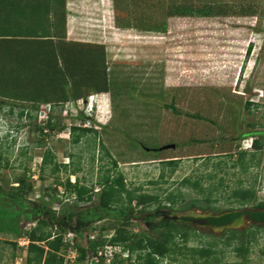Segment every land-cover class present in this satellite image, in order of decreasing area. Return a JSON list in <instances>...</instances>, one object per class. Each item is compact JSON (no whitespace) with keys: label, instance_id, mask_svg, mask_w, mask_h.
Segmentation results:
<instances>
[{"label":"rangeland","instance_id":"1","mask_svg":"<svg viewBox=\"0 0 264 264\" xmlns=\"http://www.w3.org/2000/svg\"><path fill=\"white\" fill-rule=\"evenodd\" d=\"M4 1L13 22L33 25V7L26 18L19 0ZM65 9L66 39L104 48L109 91L57 106L0 97V204L10 210L0 215V264H25L26 233L36 220L48 222L35 213L39 205L61 217L97 202L93 196L76 207L67 180L97 194L98 181L119 175L136 195H157L167 204L172 193L176 203L171 210L146 206L157 212L151 227L139 219L101 221L82 231L86 241L64 232V264H81L77 248L85 242L109 240L121 228L155 235L165 221L195 229L189 247L215 239L217 264H264V223L250 220L253 202L240 206L232 196L252 188L256 201H264V0H65ZM49 117L53 129L46 127ZM73 126L93 131L73 144ZM256 138L261 149L253 146ZM48 152L54 159L43 167ZM24 177L32 191L21 198L14 188ZM184 179L200 187L182 185ZM132 207L141 215L135 201ZM232 211L242 215L228 228L259 229L246 261L233 251L236 243L223 245V229L206 221ZM97 248L101 264L129 255L119 247L110 250L113 256L107 246ZM174 258L172 264H203Z\"/></svg>","mask_w":264,"mask_h":264},{"label":"trees","instance_id":"2","mask_svg":"<svg viewBox=\"0 0 264 264\" xmlns=\"http://www.w3.org/2000/svg\"><path fill=\"white\" fill-rule=\"evenodd\" d=\"M17 3L24 9L22 10L23 15L27 9L33 7L32 19L34 22L32 26L30 25L31 27L27 26L26 21L23 20L15 19L13 22L14 18L10 19L8 11H4L10 7L9 3L0 0L1 98L31 103L34 106H57L65 103H78L90 94L109 91L104 48L97 44L66 40L65 0H19ZM178 13L184 14L185 11L181 10ZM25 17L28 18V15L26 14ZM247 105L250 106V104ZM171 108L174 110L172 106ZM55 125L49 117L46 123L47 129H53ZM92 131L91 128L73 126L72 143H78L83 135ZM252 134L261 135V133ZM253 146L255 149H261L258 138L254 140ZM244 154L245 152L240 153L239 161H242ZM53 159L54 156L48 152L43 158V167ZM54 166L53 171H57L58 167L56 164ZM18 181L19 186L14 188V191L20 194L19 197H26L32 191L30 179L24 177ZM98 184L100 185V191L97 194L98 205L104 207L119 205L131 214L136 212L132 207L133 201L136 202L137 207H141L140 213H157L156 211L148 212L146 206L157 203L158 209L171 210L177 199V196L170 193L165 199L167 204H161L157 195H136L134 191L125 189L124 179L121 175L114 179L108 176L103 181H98ZM187 184H191L190 180L184 179L182 185ZM191 185L194 188L200 187L199 182H194ZM64 188L70 195H74L76 203L92 200L91 188L80 185L78 182L70 183L67 180ZM232 196L240 206L253 202V209L248 211L250 220L255 223H264V201H256L252 188H238L233 191ZM0 206V215L10 211L5 206L1 204ZM190 206L197 205L191 203ZM200 209L204 210L205 207L200 206ZM35 213L37 214L36 211ZM66 213L69 218L74 215L72 212ZM241 215L242 212L234 211L220 213L216 217H208L206 221L214 228H222V236L225 238L223 245L229 247L236 243L233 251L246 261L250 244L259 229L255 225L241 231L228 228ZM189 220V217L181 218L182 222ZM46 227L51 228L47 221L36 220L35 226L26 233L29 243L26 247L25 264H64L60 253L69 247V244L63 241L62 236L66 231L59 227L57 233L52 234L51 231H46ZM74 234L86 241V236L82 231ZM195 236V229L189 225L174 222L163 224L155 235L150 232L132 233L121 228L117 229L109 240L88 241L84 246L78 247L76 261L81 264L103 263L105 259L102 256L99 258V263H95L91 259L96 256L97 247L105 245L111 248L119 247L129 254L126 257L121 253L115 254L111 264L125 262L126 264H172L176 261L175 256H189L194 263L201 261L203 264H217L219 262L217 255L221 254V251L217 252L215 249L218 245L215 239L202 246L189 247L188 242L191 237ZM13 245L16 244L13 243ZM134 253H136V261L132 263L131 257ZM165 259H168L167 263H164Z\"/></svg>","mask_w":264,"mask_h":264},{"label":"flooded vegetation","instance_id":"3","mask_svg":"<svg viewBox=\"0 0 264 264\" xmlns=\"http://www.w3.org/2000/svg\"><path fill=\"white\" fill-rule=\"evenodd\" d=\"M99 193V192H98ZM97 193V194H98ZM97 194H93V196H97ZM98 197V196H97ZM75 198V197H74ZM91 201L88 202H75V206H77L80 203H86L89 204ZM37 214L42 212L41 214L48 219V223L50 225H55L57 228H62L65 231H72L73 233L81 232L85 228H88L89 226L92 225V223H99L101 221H118L124 223L127 221L126 219H139L143 221L144 223H147L149 227L153 226L150 223V220L153 218L154 215L157 213H147L143 212L140 213L141 215L136 216L135 213L131 214L127 210L124 209H117L115 207H104L98 205V203H93L92 206H83L81 209L79 208L78 211L74 212V215L72 218H69L67 215L65 216H59L56 213H53L49 210L46 209L45 206L39 205L36 209ZM166 221L164 222V224ZM161 225V224H160ZM163 224L159 227L162 228Z\"/></svg>","mask_w":264,"mask_h":264},{"label":"built area","instance_id":"4","mask_svg":"<svg viewBox=\"0 0 264 264\" xmlns=\"http://www.w3.org/2000/svg\"><path fill=\"white\" fill-rule=\"evenodd\" d=\"M107 248H108V250H109L110 255L113 256V253L110 251L112 248H111V247H107ZM101 255H102V254L99 252V253H98V256L93 257V258L91 259V261H94L95 263H99V258L101 257ZM113 257H114V256H113ZM112 259H113V258H112ZM112 259L109 261V264L111 263Z\"/></svg>","mask_w":264,"mask_h":264},{"label":"water","instance_id":"5","mask_svg":"<svg viewBox=\"0 0 264 264\" xmlns=\"http://www.w3.org/2000/svg\"><path fill=\"white\" fill-rule=\"evenodd\" d=\"M134 219H136V218H134ZM204 221V220H203ZM206 223V222H205Z\"/></svg>","mask_w":264,"mask_h":264},{"label":"crops","instance_id":"6","mask_svg":"<svg viewBox=\"0 0 264 264\" xmlns=\"http://www.w3.org/2000/svg\"><path fill=\"white\" fill-rule=\"evenodd\" d=\"M67 40V39H66ZM67 41H69V40H67Z\"/></svg>","mask_w":264,"mask_h":264}]
</instances>
